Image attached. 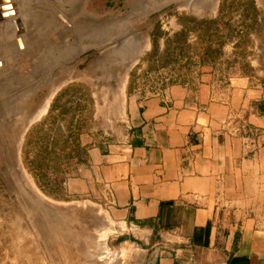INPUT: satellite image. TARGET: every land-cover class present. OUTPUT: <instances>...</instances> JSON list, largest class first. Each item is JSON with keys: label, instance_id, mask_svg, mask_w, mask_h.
<instances>
[{"label": "rangeland", "instance_id": "obj_1", "mask_svg": "<svg viewBox=\"0 0 264 264\" xmlns=\"http://www.w3.org/2000/svg\"><path fill=\"white\" fill-rule=\"evenodd\" d=\"M0 11V264H157L175 253L160 231L116 218L84 175V141L129 144L127 98L207 82L229 105L221 129L260 146L264 0H0ZM182 31L174 59H146L154 37L162 53Z\"/></svg>", "mask_w": 264, "mask_h": 264}, {"label": "crops", "instance_id": "obj_2", "mask_svg": "<svg viewBox=\"0 0 264 264\" xmlns=\"http://www.w3.org/2000/svg\"><path fill=\"white\" fill-rule=\"evenodd\" d=\"M212 92L176 84L127 98L129 144L84 141V175L116 218L175 242L157 264H264V142L248 150L222 130L229 105Z\"/></svg>", "mask_w": 264, "mask_h": 264}, {"label": "trees", "instance_id": "obj_3", "mask_svg": "<svg viewBox=\"0 0 264 264\" xmlns=\"http://www.w3.org/2000/svg\"><path fill=\"white\" fill-rule=\"evenodd\" d=\"M183 32L184 31H182L181 33H176L174 35V37L169 38L166 41V45H165L164 51L162 53H159V51H158V42H157V39H156L157 37H154V39H153V49H152V51L150 53L147 54L146 59L150 60L153 64H156V63L166 64L171 59H174L172 57L174 55V50L171 51V43H175V41L178 40L179 36L183 35ZM185 48H186V46H184V44H183L182 47H181V50L184 51ZM208 50L205 51L207 55L209 54ZM211 53L212 52H210V54ZM71 89H72V86H69L66 89H64L60 94H58V96L54 99V101L52 103L51 109H53V107H55L59 103V101L62 99V97L69 96ZM70 99L71 98L69 96L67 100L69 101ZM46 154H49V152H46ZM43 164H45L43 160H40V161L36 160V171H37V173H38V171L41 172V169L43 168ZM46 167H48V166H46ZM41 175L42 176L43 175H47V173L46 174L43 173V170H42Z\"/></svg>", "mask_w": 264, "mask_h": 264}, {"label": "bare ground", "instance_id": "obj_4", "mask_svg": "<svg viewBox=\"0 0 264 264\" xmlns=\"http://www.w3.org/2000/svg\"><path fill=\"white\" fill-rule=\"evenodd\" d=\"M11 3V2H10ZM10 3H4V4H2L3 6H5V8L3 9L2 8V10H4V12H7V14H9L10 12V9L12 8V10L14 9V6L12 5V4H10ZM7 4V5H6ZM11 5L10 7H9V5ZM1 5V7H3ZM1 12V11H0ZM21 37V36H20ZM19 38V37H18ZM22 39V38H21ZM20 47H23V48H25L26 46H25V41H23V39H22V41H21V45H20ZM105 219V218H104ZM108 223V222H107ZM112 223H110V225H111ZM105 227V226H104ZM107 234V233H106Z\"/></svg>", "mask_w": 264, "mask_h": 264}]
</instances>
